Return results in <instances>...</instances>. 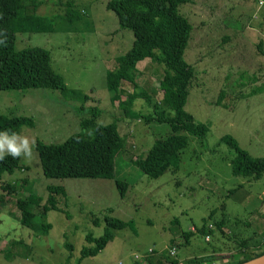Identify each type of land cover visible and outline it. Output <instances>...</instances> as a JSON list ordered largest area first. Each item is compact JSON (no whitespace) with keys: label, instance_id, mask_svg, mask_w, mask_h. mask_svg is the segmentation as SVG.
I'll use <instances>...</instances> for the list:
<instances>
[{"label":"rangeland","instance_id":"obj_1","mask_svg":"<svg viewBox=\"0 0 264 264\" xmlns=\"http://www.w3.org/2000/svg\"><path fill=\"white\" fill-rule=\"evenodd\" d=\"M65 1L37 0L36 14L51 21L52 31L17 33L14 46L48 51L67 90L0 91V115L31 117L33 127L21 126L17 133L34 141L32 158H20L24 168L0 182H16L10 193L0 186V264H144L151 250L167 253L170 262L222 252L240 258L245 238L261 244L264 177L232 175L233 153L220 138L231 135L249 155L264 157V92H257L264 83V55L257 48L262 41L264 50V0H190L179 7L192 26L184 59L195 74L185 110L195 122L207 123L209 131L202 141L187 134L178 170L170 168L156 179L148 178L140 165L152 143L170 132L153 117L159 109L148 101L162 96V64L151 58L138 62L135 83L122 81L118 99L112 100L106 75L117 66V57L132 48L133 32L120 27L106 0H75L83 19L68 23L61 19ZM132 96L131 105L122 108L120 103ZM94 113L99 124L116 120L126 137L114 178L44 177L35 142L59 145L71 135L86 134L80 123ZM116 180L127 184L123 196ZM47 186L62 187L64 196L55 197L58 210L46 214L42 221L51 228L42 234L20 225L16 201L30 193L41 196L31 207L37 221L47 204ZM104 217L132 220L135 232L113 230V240L98 254L82 257L83 247L94 246L88 238L103 234ZM221 222L223 228H217ZM204 223L214 229L207 240L195 231ZM181 230L195 234L190 244L172 253L170 239L183 242L179 233L174 235ZM65 242L72 245L70 257Z\"/></svg>","mask_w":264,"mask_h":264},{"label":"trees","instance_id":"obj_2","mask_svg":"<svg viewBox=\"0 0 264 264\" xmlns=\"http://www.w3.org/2000/svg\"><path fill=\"white\" fill-rule=\"evenodd\" d=\"M37 0H0V31L6 35L0 39H6V45L0 44V91L25 90L33 88L53 89L65 91L64 78L56 73L51 66L50 54L41 47H27L22 50L15 49L17 33H48L52 31L51 21L36 14ZM190 0H106V8L116 14L120 27L133 32L134 41L132 48L125 54L117 57V66L108 71L106 75V87L111 92L112 100L118 99L119 86L122 81L135 83L139 75L137 63L146 59H155L163 66V76L159 80V88L162 91L160 100H148L155 108L153 117L159 122L167 124L169 134L165 138L155 140L143 157L140 165L141 171L148 177L156 179L168 169L178 170L182 160V153L188 146V136L193 135L200 141L209 131L207 123L195 122L194 117L185 110V104L192 87L194 69L184 59V52L190 39L192 26L187 18L179 13V7ZM64 11L61 19L72 23L83 19V13L79 11L75 0H66L63 4ZM262 41L257 48L264 55ZM257 92H264V83L257 87ZM139 95H143L142 93ZM86 98V97H85ZM135 97L120 103L122 108L129 107ZM94 109V108H93ZM96 110V109H95ZM152 115V114H150ZM95 113L91 118L83 119L80 123L83 131L71 135L62 144H45L35 142V150L38 154L42 174L50 179H113L115 159L126 150V137L118 131L117 121L109 124L95 122ZM137 118V116H134ZM152 117V116H150ZM33 127V119L26 116L7 117L0 115V130L8 129L17 132L21 126ZM229 149L233 157L230 160L231 173L234 176L259 180L264 177V157H252L243 150L231 135H223L220 138ZM18 159L6 156L0 161V182H4L5 174H13L16 169H23ZM120 196L124 195L127 184L115 181ZM1 188L10 193L16 187V182L0 184ZM237 190L234 188L232 191ZM46 201L39 212L38 220L31 207L37 200L35 194L16 201L20 211L19 223L22 227L47 234L50 224L43 223V219L49 211H57L56 196H64L62 187H45ZM38 206V205H37ZM36 206V207H37ZM97 221V220H96ZM105 227L103 234L96 239L90 235L89 243L93 247H83L81 256H94L98 254L108 242L113 240V230L128 228L135 232L134 222L121 220L114 217H104ZM177 219L173 223H177ZM224 222L216 224L220 228ZM224 226V225H223ZM222 226V228H223ZM221 228V229H222ZM196 232L204 237L213 235L214 229L205 223ZM183 242L176 243L170 239L173 248H179L190 244L194 231H178ZM247 240L243 241V252L238 254L223 253L217 255H202L189 257L183 262L169 261L167 253L155 255L151 250L143 258L144 264H240L264 254V247L249 246ZM72 253V245L65 242ZM230 257H233L230 259ZM138 264V263H135Z\"/></svg>","mask_w":264,"mask_h":264},{"label":"clouds","instance_id":"obj_3","mask_svg":"<svg viewBox=\"0 0 264 264\" xmlns=\"http://www.w3.org/2000/svg\"><path fill=\"white\" fill-rule=\"evenodd\" d=\"M6 35L0 31V37ZM6 39H0V44L6 45ZM33 144L29 137L8 129L0 130V161H3L6 156L12 159L25 158L31 159L33 155Z\"/></svg>","mask_w":264,"mask_h":264},{"label":"water","instance_id":"obj_4","mask_svg":"<svg viewBox=\"0 0 264 264\" xmlns=\"http://www.w3.org/2000/svg\"><path fill=\"white\" fill-rule=\"evenodd\" d=\"M240 264H264V254L257 256L253 259L247 260Z\"/></svg>","mask_w":264,"mask_h":264},{"label":"crops","instance_id":"obj_5","mask_svg":"<svg viewBox=\"0 0 264 264\" xmlns=\"http://www.w3.org/2000/svg\"><path fill=\"white\" fill-rule=\"evenodd\" d=\"M263 239H264V236L262 237V239H261V244H262V242H263ZM245 240H247V242H249L250 244H249V246L250 247H252V246H260L261 244H255V242L253 243V241H252V239L251 238H245ZM223 253H226V252H222V254ZM228 253V252H227ZM229 253H231V252H229ZM179 262H181V261H179Z\"/></svg>","mask_w":264,"mask_h":264},{"label":"built area","instance_id":"obj_6","mask_svg":"<svg viewBox=\"0 0 264 264\" xmlns=\"http://www.w3.org/2000/svg\"><path fill=\"white\" fill-rule=\"evenodd\" d=\"M262 198H263V200H264V194L262 195ZM205 239H206V240L209 239V236H206ZM262 244H264V239H263ZM174 252H175V249L172 248V253H174Z\"/></svg>","mask_w":264,"mask_h":264}]
</instances>
